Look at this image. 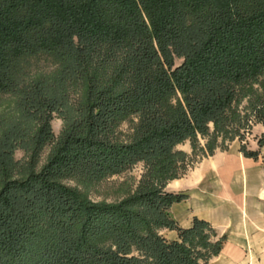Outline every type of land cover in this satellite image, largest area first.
I'll return each mask as SVG.
<instances>
[{"label": "trees", "instance_id": "1", "mask_svg": "<svg viewBox=\"0 0 264 264\" xmlns=\"http://www.w3.org/2000/svg\"><path fill=\"white\" fill-rule=\"evenodd\" d=\"M42 56L53 68L34 71ZM0 92L12 97L0 108V264H206L224 236L197 217L178 227L168 206L183 193L164 185L177 142L198 134L211 152L249 116L264 126V0H0ZM137 161L145 171L119 200L63 181Z\"/></svg>", "mask_w": 264, "mask_h": 264}, {"label": "crops", "instance_id": "2", "mask_svg": "<svg viewBox=\"0 0 264 264\" xmlns=\"http://www.w3.org/2000/svg\"><path fill=\"white\" fill-rule=\"evenodd\" d=\"M231 140L223 148L199 158L165 188L183 193L168 211L178 227H188L193 217L213 228V238L223 235L219 251L206 264H264V142ZM256 150L246 155L240 146ZM175 148L189 151L187 141ZM167 239L178 238L176 228L160 229Z\"/></svg>", "mask_w": 264, "mask_h": 264}, {"label": "rangeland", "instance_id": "3", "mask_svg": "<svg viewBox=\"0 0 264 264\" xmlns=\"http://www.w3.org/2000/svg\"><path fill=\"white\" fill-rule=\"evenodd\" d=\"M180 62L179 58L174 59V63L178 64ZM32 69L38 72H47L53 68L51 60L44 58L43 56L36 59L32 64ZM12 97L7 93L0 92V108H3L7 103L11 101ZM136 117L132 116L129 119L123 120L117 130L121 138H126L132 130V125L135 122ZM210 124V123H209ZM52 125L55 137L58 135L61 126L62 119L61 117L55 115L52 119ZM263 124L261 122L253 121L252 116H249L247 121V126L240 128L242 137L239 138L235 136L232 139L222 140L220 137L216 140V146L212 149L211 152H207L204 146L205 138L196 135L195 141H190L188 138H184L181 141H187L190 146L189 151L182 150V154L178 158L177 166V175L168 178L165 182L164 188L169 179L177 177L184 173L189 167L193 166L194 163L201 158L211 154L215 148L225 147L231 140H255V137L258 135V131L261 129ZM264 128V126H263ZM179 141V142H181ZM178 143V142H177ZM52 142L44 145L40 152L39 161L37 162L36 168H39L47 159L48 152L50 150ZM175 148V145H174ZM178 149V148H177ZM15 157L19 160V164L23 165L27 160V153L22 148H17L14 152ZM145 171L143 161H137L132 166L122 170L119 173H114L107 177H104L94 183L89 185H84L72 178H64L63 181L71 186H76L80 191L86 193L92 200H106L114 201L119 200L127 193L133 191L138 184L143 172ZM166 189V188H165ZM167 190V189H166Z\"/></svg>", "mask_w": 264, "mask_h": 264}]
</instances>
